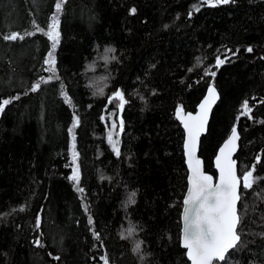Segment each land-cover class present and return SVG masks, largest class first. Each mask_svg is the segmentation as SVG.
Returning a JSON list of instances; mask_svg holds the SVG:
<instances>
[{
  "label": "trees",
  "instance_id": "1",
  "mask_svg": "<svg viewBox=\"0 0 264 264\" xmlns=\"http://www.w3.org/2000/svg\"><path fill=\"white\" fill-rule=\"evenodd\" d=\"M55 2L0 0V101L18 97L0 115V264H190L180 242L187 167L176 109L195 110L214 80L221 98L201 142L206 170L216 174L213 158L235 126L240 175L256 164L264 178V0H66L59 79L43 83L51 41L37 26L47 31ZM13 32L24 39L2 38ZM218 56L228 59L216 67ZM117 89L122 112L108 101ZM245 100L250 116L240 114ZM76 117L82 192L69 179ZM120 119L117 156L107 136ZM239 213L241 240L226 264H264V179L241 187Z\"/></svg>",
  "mask_w": 264,
  "mask_h": 264
},
{
  "label": "snow or ice",
  "instance_id": "2",
  "mask_svg": "<svg viewBox=\"0 0 264 264\" xmlns=\"http://www.w3.org/2000/svg\"><path fill=\"white\" fill-rule=\"evenodd\" d=\"M66 0H56L54 4V11L50 16L51 22L47 25V31L37 26V30L42 34H45L51 41V49L47 54V58L44 63L48 66L45 71L51 73L45 79L41 77V82L48 83L53 79L58 80L59 76L56 74V59L55 52L60 42L59 32V15L63 10V5ZM234 2V0H202V3H206L212 7L218 5H227ZM198 11L199 8H195ZM136 8L130 9V14H135ZM191 16L192 13L190 12ZM25 36L34 35V33L26 32ZM7 41H15L17 39H24L19 33H11L2 37ZM106 51L114 52V49H107ZM231 51V50H229ZM248 52H252V47L247 48ZM236 53L233 52V55ZM107 59V57H105ZM115 59V57H112ZM228 59L225 56L221 59L219 56L216 58V67L224 64ZM199 62V57L197 58ZM192 71V69H189ZM206 74L215 76V72H206ZM40 87L37 83L32 86L31 90L36 91ZM63 88V85H62ZM102 91V90H101ZM61 95L65 98V102H70L66 91H62ZM18 97L5 98L0 101V112L9 105L14 99ZM216 89L213 85H210L207 90V95L199 104V111L193 115L191 112L185 114L183 106H178L176 109V116L183 122V127L186 130L187 138L184 143V148L187 156V168L189 175L187 176V193L183 199V247L187 250V256L191 261V264H220L224 262L226 264L227 256L230 255V250L234 249L240 241V234L238 226L240 224V216L238 213L237 205L241 199L240 189L241 185L243 189H250L253 187L257 179H264L255 175L256 164L241 175H238L237 162L232 158V154L236 151L238 133L234 126L231 129V135L224 142L223 146L219 149V154L215 159V167L218 169V179L214 182L212 175L206 174L202 168V161L197 157V146L201 133L205 130V125L208 120V114L217 100ZM118 99V111L122 112L127 102L122 90L117 89L111 96L108 97L109 103H113ZM241 115L251 114V108L247 100L241 105ZM239 119V117H237ZM79 124L78 117L75 118V125ZM117 123L113 121L111 124V131H109L107 139L112 146L115 154L120 155L119 141L113 138V133L117 136ZM124 128L123 119L119 120V131L122 132ZM72 131L71 129L69 130ZM75 137L73 136V140ZM77 155L73 153V163H75ZM257 163L260 162V157L256 158ZM70 180L79 184L80 174L79 165L73 168ZM83 191V189H78ZM135 196L133 192L129 198L130 203H135L132 197ZM21 206L19 211H23ZM15 211V209H14ZM89 223H92L91 217ZM36 226H40V218L37 217ZM134 228L128 229V235L131 236ZM99 238V234H96ZM121 238H125L124 234H121ZM37 246H42L40 239L36 240ZM140 243L136 244L135 250H139ZM59 259V257H56ZM104 264H109L107 257H103Z\"/></svg>",
  "mask_w": 264,
  "mask_h": 264
},
{
  "label": "water",
  "instance_id": "3",
  "mask_svg": "<svg viewBox=\"0 0 264 264\" xmlns=\"http://www.w3.org/2000/svg\"><path fill=\"white\" fill-rule=\"evenodd\" d=\"M210 85H213L214 87H215V89H216V93H217V100H216V102H215V104H213L212 105V108H211V110H210V112H209V114H208V120H207V123H206V125H205V130L201 133V135H200V138H199V142H198V146H197V153H196V155H197V157L202 161V168H203V170L205 171V173L206 174H209V175H212L213 176V178H214V182L218 179V169L215 167V159H216V156L219 154V149L223 146V144H224V142L228 139V137L231 135V132H230V134L225 138V140L222 142V144L219 146V148L217 149V151H216V154H215V156H214V158H213V166H214V170L216 171V174H214L213 172H210V171H208V170H206V164H205V159H204V157L201 155V153H200V151H201V142H202V138L207 134V132H208V130H209V125H210V122H211V119H212V115H213V111H214V109H215V107L217 106V104H218V102L220 101V98H221V94H220V92H219V90H218V88L216 87V85H215V82H214V80H212V82L208 85V87L210 86ZM207 90H208V88H207ZM207 90H206V92H205V95L203 96V98L200 100V102L197 104V106H196V108H195V110H188V111H186V110H184V113L185 114H187V113H189V112H191L193 115H195L198 111H199V104L202 102V100L205 98V96L207 95ZM176 119H177V121L181 124V127L183 128V130H184V142H183V150H184V156H185V164H186V167H187V156H186V152H185V148H184V143H185V140H186V138H187V133H186V130L184 129V127H183V122L176 116ZM238 133V132H237ZM236 144H237V147H236V151L232 154V158L237 162V170H238V175H240L239 174V162H238V159L236 158V155L238 154V152H239V150H240V147H241V137H240V134L238 133V140H237V142H236ZM189 175V170H188V168H187V176ZM242 186V185H241ZM187 187H188V182H187ZM186 193H187V189H186V192H185V194H184V197L186 196ZM240 196H241V189H240ZM184 197H183V199H184ZM241 200V199H240ZM239 203H240V201L238 202V205H237V209H238V213H239ZM183 207H184V205L182 206V212H181V223H182V227H181V246H182V248L186 251V256H187V250L183 247V233H182V229H183V220H182V214H183ZM239 216H240V213H239ZM241 218V217H240ZM240 221H241V219H240ZM238 229H239V226H238ZM240 234V233H239ZM240 240H241V235H240ZM240 242V241H239ZM239 242H238V244H239ZM237 244V245H238ZM237 247V246H236ZM235 247V248H236ZM233 249H231L230 251H232ZM187 259L189 260V262H190V264H191V261H190V259L188 258V256H187ZM214 264H215V261H214Z\"/></svg>",
  "mask_w": 264,
  "mask_h": 264
},
{
  "label": "rangeland",
  "instance_id": "4",
  "mask_svg": "<svg viewBox=\"0 0 264 264\" xmlns=\"http://www.w3.org/2000/svg\"><path fill=\"white\" fill-rule=\"evenodd\" d=\"M49 75H51V73L48 72V75L45 76L44 78L47 79V77H48ZM117 101H118V99H117ZM0 115H1V112H0ZM111 120H113V117L111 118ZM74 124H75V123H74ZM74 124H73V126H72V128H71V130H72V131H71V155H72V168H74V167L76 166V164L79 165L78 155H77V158H76L75 163H73V153L75 152V153L77 154V151H76V149H75V142H74L75 139L73 140L74 129H75ZM118 128H119V127H117V130H118V132H120ZM79 174H80V167H79ZM74 183H75V186L79 189V188H80V187H79V184L77 185L76 182H74Z\"/></svg>",
  "mask_w": 264,
  "mask_h": 264
},
{
  "label": "bare ground",
  "instance_id": "5",
  "mask_svg": "<svg viewBox=\"0 0 264 264\" xmlns=\"http://www.w3.org/2000/svg\"><path fill=\"white\" fill-rule=\"evenodd\" d=\"M185 135V134H184ZM222 144V143H221ZM219 148V147H218ZM214 167V166H213ZM215 173H216V171H215ZM187 189V188H186ZM182 227V226H181ZM180 242H181V238H180Z\"/></svg>",
  "mask_w": 264,
  "mask_h": 264
}]
</instances>
